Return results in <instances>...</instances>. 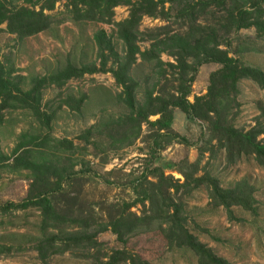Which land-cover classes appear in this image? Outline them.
<instances>
[{
  "label": "rangeland",
  "instance_id": "obj_1",
  "mask_svg": "<svg viewBox=\"0 0 264 264\" xmlns=\"http://www.w3.org/2000/svg\"><path fill=\"white\" fill-rule=\"evenodd\" d=\"M15 3L18 6L26 5L24 0H16ZM166 8L169 6L166 5ZM36 10H39V6ZM45 14L52 17V30L25 39L10 34L5 24L0 25V64L13 71V78H25L21 84L23 91L31 88L32 78H46L62 69L67 62L77 67L95 66L98 69L104 64L105 71L72 79L60 86L44 85L39 108L52 115L47 130H41L26 109L11 108L0 112V161L5 160L0 168L11 165L15 160L17 155H13V150L22 134L38 139L46 136L50 141L46 148L39 149L36 145L28 144L29 139L26 143L29 150L44 152V158L53 163L49 172L42 173L44 177L27 169H0V264L94 262L81 253L70 252L42 258L36 250L37 242L42 237L39 209L33 206L18 209L10 205L29 203L37 191L52 190L49 197L55 212L68 218L92 222L94 232L98 225L110 222L125 207H130L132 214L142 216L150 205L148 200L141 201L142 192L147 191L152 196L160 174L169 185L182 184L184 178L180 170L185 169L183 162L197 163L201 172L195 177L207 171L219 180L223 188L241 181L253 186L258 202L257 216L234 208L236 218L243 220L241 223L229 222L222 208L210 206L204 189L194 191L190 196L183 195L182 191L174 195L171 189L162 188V191L165 197L174 202H182L190 233L218 257L230 264H264V169L252 158L226 166L223 152L215 149L216 141L210 138L207 123L188 119L178 109H172L171 130L184 137L187 145L173 139L170 141V137L161 138L157 128L150 125L158 116L140 124L139 134L134 137L136 127L132 129L133 124L126 119L128 109L118 99L123 90L112 76V71L116 69L114 55L119 58L123 55L113 24L128 19V8H115L112 24L79 21L73 15L68 0H59L53 10L45 11ZM174 15L171 13V16ZM187 28L188 25L173 18L167 22L144 17L139 26L141 35L137 38V45L141 51L148 50L151 42L146 38L147 34L161 32L183 35L187 33ZM255 36L252 29L242 30L233 35L231 41L235 46L247 38L255 41ZM255 42L262 53L244 54L241 62L264 72V42ZM161 60L165 64L175 65L174 59L167 54H163ZM190 63L193 66L196 64ZM220 68L213 63L197 68L188 98L190 103L194 102V97L207 94L210 76ZM163 70L166 76L156 95L175 94L178 72L166 67ZM151 72L152 67L140 65L139 60L133 68V77L141 84L138 98L143 96L144 80ZM236 104L238 107L230 111L229 118L237 130L247 132L257 122L264 125V93L255 84L247 80L239 83ZM89 130L91 134L87 133ZM59 141L72 143L76 149L58 152L53 148ZM24 153L20 151L19 154L26 161H38L39 156L25 157ZM59 172L63 173L62 180L58 179ZM37 179L42 181L38 182ZM96 239L102 247L101 255L109 256L113 251L124 248L110 230L99 233ZM126 249L144 254L150 264H198L188 250H168L157 234L134 238Z\"/></svg>",
  "mask_w": 264,
  "mask_h": 264
},
{
  "label": "trees",
  "instance_id": "obj_2",
  "mask_svg": "<svg viewBox=\"0 0 264 264\" xmlns=\"http://www.w3.org/2000/svg\"><path fill=\"white\" fill-rule=\"evenodd\" d=\"M15 1L0 0V25L5 24L10 34L25 39L52 30V17L46 15L45 11H52L59 0H24L26 3L24 6H18ZM68 1L73 15L79 21L112 24L115 8L123 6L129 10L127 20L113 24L116 29V40L122 46L123 55L120 58L114 55L116 69L112 71V76L123 90L118 95V99L128 109L129 114L126 119L133 124L132 129L136 127L134 137L139 134L140 124L148 123L150 117L158 116L159 118L150 125L157 128L158 133L162 135L161 138L170 137V141L173 139L187 145L184 137L174 134L171 130L172 109H178L188 119L207 123L210 138L216 141L215 149L223 152L226 166H233L244 159L252 158L260 168L264 169V125L257 122L253 128L243 132L237 130L229 118L230 111L238 107L236 100L241 81L252 82L264 93V72L258 67L241 62L244 54L262 53L255 41L264 42V0ZM166 5L169 8H166ZM171 13L175 15L171 16ZM144 17L159 18L167 22L173 18L183 25H188V31L183 35L161 32V34L159 32L147 34L146 38L151 42L150 48L141 51L137 45V38L141 35L139 26ZM251 29L255 32V41L247 38L233 46L231 41L233 35ZM163 54L171 56L175 65L163 63L161 60ZM138 60L140 65L152 67V72L144 80L145 90L141 98H138L141 84L132 74ZM190 62H196L195 66ZM208 63L217 64L221 68L211 74L207 94L194 97V102L190 103L188 98L191 95V84L195 81L197 68ZM164 67L178 72L177 88L175 94L159 96L156 95V91L162 79H165ZM104 71V64L98 69L95 66L77 67L67 62L62 69L46 78H32L31 88L23 91L21 84L25 78H13V71L5 69L0 64V112L11 108L26 109L30 111L39 128L47 130L52 115L39 108L44 85L60 86L72 79H80L85 75ZM91 130L87 133L91 134ZM260 137L263 139L259 140ZM26 140L28 144L36 145L35 147L39 149L48 147L50 143L46 136L38 139L22 134L13 150V155H17L15 160L11 165L1 166L0 169L6 168L12 171L27 169L33 174L43 176V172H49L53 168V163H49L48 159L44 158V152L29 150ZM36 141L40 143L36 144ZM53 149L58 152H68L74 151L76 147L67 141H59ZM20 151L25 152V157L39 156L38 161L34 159L26 161L19 154ZM2 162L0 161V164ZM183 164L185 169L180 170L184 178L182 184L177 182L169 185L163 174H160L158 184L154 185V194L149 196L147 191L142 192L141 201L148 200L150 204L148 211L142 216L132 214L129 211L130 207H125L110 222L98 225L99 228L94 232H92V222L57 214L49 197L52 190L37 191L30 198L29 203L19 206L10 205V207L25 209L33 206L39 209L42 237L37 242L36 250L42 258L70 252L81 253L92 259L93 264H150L144 254L129 251L126 246L134 238L157 234L163 239L168 250H188L197 259L198 264H230L190 233L182 202L180 200L174 202L173 199L165 197L162 188L173 190L174 195L182 191L186 196L200 189L206 190L209 205L215 209L222 208L231 223L243 221L236 218L234 208L257 216L258 202L255 198V190L246 181L223 188L219 180L207 171L195 177L201 172L197 163L183 162ZM62 178L63 173L59 172L58 179L62 180ZM37 181L42 180L37 179ZM57 187H60V184H57ZM195 228L198 229V226L196 225ZM108 230L116 236L117 241L124 248L105 256L101 255L102 247L96 237L99 233ZM50 231L52 232L48 233Z\"/></svg>",
  "mask_w": 264,
  "mask_h": 264
}]
</instances>
